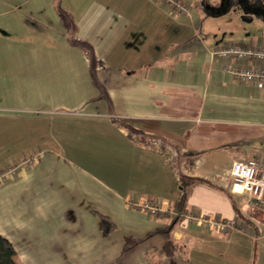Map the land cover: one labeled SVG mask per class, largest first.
<instances>
[{
  "label": "crops",
  "instance_id": "obj_1",
  "mask_svg": "<svg viewBox=\"0 0 264 264\" xmlns=\"http://www.w3.org/2000/svg\"><path fill=\"white\" fill-rule=\"evenodd\" d=\"M181 1L187 12L151 0H0V234L16 264H264V203L231 193L224 173L264 154V86L211 55L232 40L204 34L210 0ZM245 40L234 41L263 45L264 29ZM179 173L197 178L186 212L236 227L181 217L175 254L160 251L159 233L122 251L126 235L173 217ZM132 195L166 210L129 206Z\"/></svg>",
  "mask_w": 264,
  "mask_h": 264
},
{
  "label": "built area",
  "instance_id": "obj_2",
  "mask_svg": "<svg viewBox=\"0 0 264 264\" xmlns=\"http://www.w3.org/2000/svg\"><path fill=\"white\" fill-rule=\"evenodd\" d=\"M168 10H175L179 13L187 12L189 6L181 0H151ZM210 53L215 58L235 60L239 65L232 66L233 74L238 80L245 83H252L258 87L264 86V44H253L251 42L226 41L214 47ZM248 61L262 63L258 66H249ZM34 156L25 157L21 163L30 164ZM229 177V190L231 193L246 198L252 203H264V154L254 153L246 159H233L230 165L224 170ZM129 206L136 205L140 209L156 213L164 211L157 201L139 200L135 196L125 198ZM181 220L193 223L199 230L208 231L230 230L236 227L235 221L225 220L214 215H205L196 211H188L183 214ZM181 223V222H180Z\"/></svg>",
  "mask_w": 264,
  "mask_h": 264
},
{
  "label": "rangeland",
  "instance_id": "obj_3",
  "mask_svg": "<svg viewBox=\"0 0 264 264\" xmlns=\"http://www.w3.org/2000/svg\"><path fill=\"white\" fill-rule=\"evenodd\" d=\"M201 3L205 4L203 0ZM208 4L214 12L211 10L212 12L208 14L204 34L212 35L216 42L221 40L246 41V38L264 29L263 8L258 0H210ZM243 5L251 10V20L243 19L242 15L246 14L241 11ZM182 160L183 158L176 157V166H179Z\"/></svg>",
  "mask_w": 264,
  "mask_h": 264
},
{
  "label": "trees",
  "instance_id": "obj_4",
  "mask_svg": "<svg viewBox=\"0 0 264 264\" xmlns=\"http://www.w3.org/2000/svg\"><path fill=\"white\" fill-rule=\"evenodd\" d=\"M258 2L261 3V7L263 8L264 13V0H258ZM251 3H248V5ZM252 5V4H251ZM244 12H250V9H247L248 6L245 7V5L242 6ZM264 19V16H262ZM196 177L187 176L185 174L179 173L178 174V181L180 184V194L179 197L173 202V210L174 215L170 218L169 222L165 226L156 227L152 230L147 231L143 236L141 237H133L131 235H126L123 240L122 245V251L128 250L135 244H137L142 239L150 236L154 233L162 234L166 240L164 244L162 245L160 251L167 255L175 254L179 247L178 244L171 238L170 232L173 229L174 224L179 220L184 213H186L187 205H186V186L196 180ZM234 208L239 216V218L244 219L247 223H251L250 219L247 218L240 209L236 206L235 202L233 201ZM101 223L105 230H108L109 228L113 227L112 222L108 221L104 216L101 217ZM253 225V224H252ZM0 264H16L15 263V250L11 242L2 236L0 234Z\"/></svg>",
  "mask_w": 264,
  "mask_h": 264
}]
</instances>
